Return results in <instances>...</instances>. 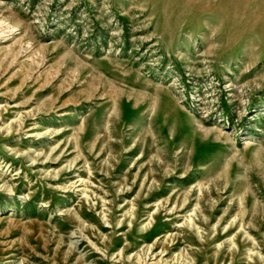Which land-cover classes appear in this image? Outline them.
Here are the masks:
<instances>
[{"label": "rangeland", "instance_id": "1", "mask_svg": "<svg viewBox=\"0 0 264 264\" xmlns=\"http://www.w3.org/2000/svg\"><path fill=\"white\" fill-rule=\"evenodd\" d=\"M0 264H264V0H0Z\"/></svg>", "mask_w": 264, "mask_h": 264}]
</instances>
